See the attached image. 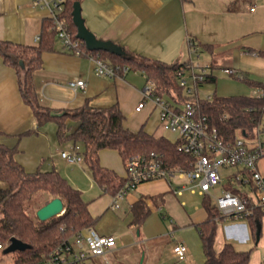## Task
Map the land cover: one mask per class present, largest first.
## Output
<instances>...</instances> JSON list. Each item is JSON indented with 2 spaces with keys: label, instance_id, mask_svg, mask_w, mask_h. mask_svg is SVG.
<instances>
[{
  "label": "crops",
  "instance_id": "obj_1",
  "mask_svg": "<svg viewBox=\"0 0 264 264\" xmlns=\"http://www.w3.org/2000/svg\"><path fill=\"white\" fill-rule=\"evenodd\" d=\"M79 1L85 27L96 43L109 49L173 64L190 59L188 40L194 39L206 45L200 44V57L203 49L207 50L215 67H239L246 76L243 80L250 85H264V0ZM49 21L48 11L35 6L32 0H0V41L37 44ZM85 49L92 51L86 44ZM144 72L129 69L115 77L100 76L89 53L77 55L67 51L57 39L54 49L42 53L35 86L46 106L64 111L86 102L103 109L117 105L130 130L137 132L143 128L150 134L166 136L154 101L149 100L140 111L136 110L147 83ZM76 77L86 81L84 88L70 86L69 81ZM205 82H217L213 71ZM69 124L72 130L77 126L73 121ZM0 130V141L16 148V160L29 173L57 170L74 179L69 167L79 168L85 162L70 163L62 157L61 152L76 143L59 138L57 121L50 120L38 127L32 107L22 97L17 70L7 65L1 54ZM29 130L32 132L23 134ZM99 155L103 166L124 178L125 160L118 150L105 148ZM182 184H189L188 179L142 182L119 200L118 208L111 207L114 194L90 200L89 209L96 217L93 227L99 234L116 236L117 245L83 263L66 264H204L198 225L207 219L208 212L204 204L186 210L181 196L187 190L182 194L175 192ZM140 199L146 203L149 214L138 225L134 223L132 206ZM257 223L252 215L219 218L215 249L220 251L226 242H231L238 249L251 250L249 264H264V214L259 227ZM178 242L188 245L187 260L174 254Z\"/></svg>",
  "mask_w": 264,
  "mask_h": 264
},
{
  "label": "trees",
  "instance_id": "obj_2",
  "mask_svg": "<svg viewBox=\"0 0 264 264\" xmlns=\"http://www.w3.org/2000/svg\"><path fill=\"white\" fill-rule=\"evenodd\" d=\"M75 1L67 0L65 13L72 33L77 36L72 14ZM57 39L52 22L49 21L37 44L22 45L0 41V54L7 65L17 70L22 97L32 107L38 127L55 120L58 122L60 139H72L81 144L85 164L104 191L115 194L124 178L100 163L99 153L102 149H116L124 160L139 153L156 151L162 153L169 164L191 162L192 155L180 151L177 143L169 137L150 134L143 128L137 132L127 128L124 125L125 116L117 105L103 109L92 107L86 102L81 107L60 111L42 104L35 86V73L42 67L43 51L54 49ZM86 52L114 65L144 70L155 81V91L160 95L173 97L177 94L182 99L187 97L177 76L178 70L187 65V60L170 64L104 49ZM259 85L262 86V83L255 84ZM201 110L224 139L232 141L264 116V96H214L211 100H202ZM54 112L63 114L55 116ZM70 121L77 124L73 130ZM30 132L32 131L23 134ZM15 154V147L0 141V242L7 244L12 237H16L28 243L30 247L26 250L15 251V264H34L81 229L93 226L96 217L92 215L89 201L84 199L82 191L59 171L29 173L16 160ZM55 197L63 200L65 212L46 221L40 220L37 210ZM203 204L208 217L198 226L205 255L204 264H249L251 250L238 249L231 242H226L220 251L215 249L217 220L224 216L210 197H204ZM132 211L134 223L138 225L149 214L143 199L134 203ZM263 214L262 210H256L252 215L258 222L257 227Z\"/></svg>",
  "mask_w": 264,
  "mask_h": 264
},
{
  "label": "built area",
  "instance_id": "obj_3",
  "mask_svg": "<svg viewBox=\"0 0 264 264\" xmlns=\"http://www.w3.org/2000/svg\"><path fill=\"white\" fill-rule=\"evenodd\" d=\"M32 2L48 11L52 29L67 51L77 55L87 53L85 42L70 29L65 13L67 0ZM188 43L190 59L177 72L180 86L187 97L182 99L177 94L173 97L158 94L155 91V81L144 72L147 83L142 92L143 99L136 106V110L140 111L147 101H154L159 108L160 123L165 135L177 143L180 151L191 154L193 159L189 164H169L164 155L156 151L130 156L125 160L124 182L114 194L111 207L118 208L119 200L140 183L161 178L171 179L176 174L186 176L189 181V184L176 188L177 194L190 190L212 197V189L221 184L227 174V188H223L219 196H214L215 205L221 215L226 218H242L253 215L256 210L264 212V171L259 163L264 159V116L251 128L240 132L234 140L224 139L201 110L202 100H211L213 95L204 98L199 95L200 85L207 80L215 65L212 62L201 64L197 41L189 39ZM89 55L95 72L100 76L115 77L130 69L128 66L114 65L94 54ZM194 55L197 56V62ZM223 71L234 78H246L239 67H223ZM69 84L73 88H84L86 81L76 77ZM255 96H264V85L259 87V93ZM82 149V145L76 143L70 150H63L61 155L70 163L80 162L84 160ZM229 168L235 170L226 172ZM9 243L0 242V250L5 249ZM116 245V236L99 234L93 226H89L53 248L34 264L83 263L91 256L105 254ZM188 250L189 247L184 242L176 243L173 248L174 254L180 260L188 259Z\"/></svg>",
  "mask_w": 264,
  "mask_h": 264
},
{
  "label": "rangeland",
  "instance_id": "obj_4",
  "mask_svg": "<svg viewBox=\"0 0 264 264\" xmlns=\"http://www.w3.org/2000/svg\"><path fill=\"white\" fill-rule=\"evenodd\" d=\"M202 11L203 9L201 10V12ZM194 60L196 62L198 61L196 55H194ZM210 60H211L210 54L207 52V50L203 49L199 60L200 63L201 64L210 63L211 62ZM213 72L217 76V82H204L199 87V95L203 98L208 95H213V93H215V96H231V95L255 96L259 93V88L256 87L255 85H250L246 80L234 78L225 74L222 66L215 67L213 69ZM115 152H116V157H118V152L117 151ZM259 163L264 171V159H262ZM69 170L71 171V176L74 179L68 178L67 176L64 175L63 176L66 177L74 186H76L82 191V195L85 200L90 201L93 200L94 198H97L99 195L104 196L111 194L109 191L104 192L102 190L97 180L93 177L91 171L87 168L85 162H83L79 168L70 166ZM232 170H235V168H229L228 170L225 171L231 172ZM227 176H228L227 174L224 175L223 184L221 183L217 187L212 189V193L214 196H219L221 194V190L223 188H227V185H225V183L228 181ZM172 179L176 182L179 181L183 182V180H186L187 177L186 176L181 177L179 174H176V176L173 177ZM214 196L211 197V202L213 204H215L216 202ZM203 198L204 196L202 194L198 192L193 193L190 190L185 191V194L181 196L182 202L184 201L187 204L186 210L188 211L195 206L202 205ZM182 209L184 211V208ZM15 253L16 252L6 253L4 249H1L0 264H15ZM261 255L264 257V247L261 248Z\"/></svg>",
  "mask_w": 264,
  "mask_h": 264
},
{
  "label": "water",
  "instance_id": "obj_5",
  "mask_svg": "<svg viewBox=\"0 0 264 264\" xmlns=\"http://www.w3.org/2000/svg\"><path fill=\"white\" fill-rule=\"evenodd\" d=\"M73 21L74 24L77 27V37L80 38L85 42L88 48L91 50H98V49H104L108 50L117 54L126 55V53L116 50V49H109L108 47L96 43V41L93 39L91 33L87 30V28L84 25V21L81 14V3L79 0H76L73 3ZM63 112H54L53 115L60 116ZM65 212V205L63 200L60 197H55L52 200H50L47 204L40 207L36 214L37 217L42 220L46 221L51 219L54 216H59ZM259 231L257 233V239L259 240ZM30 245L26 242H23L22 240L12 237L10 239L9 245L4 249L6 253L9 252H15V251H24L27 248H29Z\"/></svg>",
  "mask_w": 264,
  "mask_h": 264
}]
</instances>
